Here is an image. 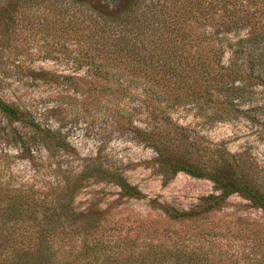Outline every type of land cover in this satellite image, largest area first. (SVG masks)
Here are the masks:
<instances>
[{"label": "trees", "instance_id": "1", "mask_svg": "<svg viewBox=\"0 0 264 264\" xmlns=\"http://www.w3.org/2000/svg\"><path fill=\"white\" fill-rule=\"evenodd\" d=\"M29 50L74 62L76 71L87 68L79 77L27 72L66 88H99V100L125 122V132L155 151L163 183L184 172L210 180L214 192L191 210L152 203L174 222L197 225L186 230L196 250L161 242L135 256L122 242L101 238L106 211L78 210L75 200L89 182L114 184L126 198H144L139 187L100 154L77 156L68 133L44 126L32 106L0 95V159H6L0 162V264H232L222 245L204 249L202 239L222 235L204 224L233 194L264 211V169L179 123L174 110H195L209 126L245 118L264 131V0H124L121 7L101 0H0V63L17 62ZM127 99L137 104L125 105ZM3 142L35 166L42 165L39 148L47 158L61 152L82 163L58 170L61 179L45 193L6 178L11 150ZM251 229H239L238 236ZM78 237L84 239L76 249Z\"/></svg>", "mask_w": 264, "mask_h": 264}, {"label": "rangeland", "instance_id": "2", "mask_svg": "<svg viewBox=\"0 0 264 264\" xmlns=\"http://www.w3.org/2000/svg\"><path fill=\"white\" fill-rule=\"evenodd\" d=\"M101 1L110 6L118 4L121 7L124 4V0ZM38 48L35 47L34 52ZM34 52L32 54L29 50L17 62L0 63V95L10 102L32 106L44 126L63 128L77 156L100 154L110 163L121 166L129 181L145 195L140 199L126 198L120 196V189L114 184L89 182L76 197V208L84 210L95 207L106 211L109 223L101 238L105 242H122L128 246L127 251L135 256H138L140 250L154 249L153 245L161 242L184 251L196 250L198 242L188 240L186 230L197 225L174 222L160 209L152 206V203L155 201L181 210H191L202 196L214 192L213 183L184 172H180L169 183H163L153 162L155 151L139 141L134 134L125 132V122L117 118L115 112L107 110L105 99L99 100V88H89L88 83L78 88H66L52 81L33 79L29 76L31 73H28V69H45L52 73L79 77L84 76L87 68L76 71L74 62L43 59ZM131 101L127 99L123 103L130 107L137 104V101ZM195 113V110L188 111L180 107L174 110V118L181 124L195 128L205 139L215 144H224L231 152H240L252 158L264 169V131L261 132V124L241 118L209 126L202 124L203 119ZM2 145V148L11 150V163L6 166V178L11 176L14 182H25L27 186L33 185L36 190L45 193L51 185L57 183V179H61L59 174L63 175V172L58 170L72 171L82 163L79 159L70 162L68 156L61 152L47 158V152L39 148L37 155L43 157V160L36 162L42 165L35 166L27 159L17 158V148L13 144L3 142ZM3 160L6 159H0V162ZM4 167L5 163H2L1 168ZM246 222L250 223L246 228H252L250 233L247 231L251 235L238 236L239 229L248 230L243 226ZM204 225H208L210 232L215 230L222 234L218 239L210 236L202 239L204 249L215 244L217 250L222 245L223 252L228 249L229 254H232V264H264V246L259 247V243L264 241V211L253 207L248 200L238 194L231 195L222 210L210 214ZM253 227L261 230L260 234ZM180 236L185 239H180ZM83 239L78 237L76 249L82 245ZM139 261L135 260L133 264H142Z\"/></svg>", "mask_w": 264, "mask_h": 264}]
</instances>
